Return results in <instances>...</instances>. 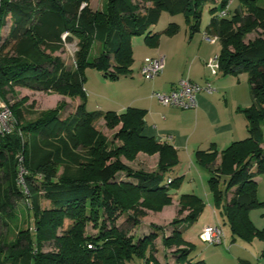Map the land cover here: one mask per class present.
<instances>
[{"label": "trees", "instance_id": "1", "mask_svg": "<svg viewBox=\"0 0 264 264\" xmlns=\"http://www.w3.org/2000/svg\"><path fill=\"white\" fill-rule=\"evenodd\" d=\"M134 1L109 0L105 10L96 13L88 8L91 0L2 1L0 98L10 103L16 89L29 88L81 97L83 102L67 118L58 111L35 112L18 102L11 106L12 131L0 133V221L3 215L9 216L15 200L26 199L37 229L10 244L0 237V264H129L136 258L150 264L149 250L158 235L134 240L120 230L117 221L131 209L138 210L143 195L144 199L152 198L147 204L151 210L171 203L182 179L170 178L169 182L165 174L178 165L177 154L171 147L143 136L142 110L129 108L120 115L88 112L85 70L96 68L113 81L128 77L133 38L155 41L160 34L152 30L163 13L183 15L191 30L199 31L207 5L211 6L212 18L206 34L221 44V70L224 75L248 76L253 105L244 110L248 122L245 140L225 150L219 164L216 153L199 151L196 159L211 172L209 187L233 237L249 242L264 235L250 219V212L264 205L258 199L256 181L264 174V38L247 41V34L258 21L257 0H240L235 7L230 5L233 0H221L219 5L216 0H142L151 3L142 7L143 13L139 2ZM6 27L8 34L4 36ZM74 39H79L80 49L76 67L72 68L54 56ZM89 43L102 47L99 56L89 54ZM101 116L122 124L118 137L125 144L121 149L108 151L105 139L93 131L92 124ZM117 151L129 159L140 151L159 153L160 170L133 172L122 165ZM21 169L25 171L27 191L19 184ZM121 172L127 174V181L117 182ZM222 182L227 187L221 205ZM43 200L50 203V209L42 207ZM179 202L183 211H190L187 222L181 227L182 223L177 225L176 221L171 236L163 237V245L166 249L184 245L178 254L182 264H206L194 259L195 247L185 239L186 232L201 218L205 204L194 194L183 195ZM65 217L75 225L56 240ZM128 219L138 224L135 217L128 215ZM99 221H104L100 230L105 232L94 239L85 237V227ZM52 240L57 242L58 254H33L41 244Z\"/></svg>", "mask_w": 264, "mask_h": 264}, {"label": "crops", "instance_id": "2", "mask_svg": "<svg viewBox=\"0 0 264 264\" xmlns=\"http://www.w3.org/2000/svg\"><path fill=\"white\" fill-rule=\"evenodd\" d=\"M235 2L232 1V7H235ZM164 14L152 30L160 34L155 41L147 42L143 37L132 39L131 74L112 82V87L116 88L112 96L114 99H110L114 109L108 112L120 115L129 108L144 111L143 136L171 147L178 161L172 170H178V176L187 178L191 173L185 171L186 175H181L184 170L194 167L198 172L197 152L216 153V164H219L225 150L233 143L247 138L248 122L244 110L253 105V98L246 74H223L219 60L216 59L220 56L221 44L218 39L206 34L207 27L204 29L201 25L199 31H192L183 15H170L167 24L161 25ZM178 16H183V20H178ZM207 36L210 40L206 39ZM161 57L165 60L163 72L154 80H145L141 75L145 59ZM183 79L201 85L211 82L217 92L200 95L197 107L192 110L166 107L152 97L156 92H171ZM87 97L90 98L88 93ZM98 108L102 111L103 107L99 105ZM153 158L156 163L160 162L159 153ZM207 171L211 177V172ZM170 178L175 179L171 176L167 179ZM256 181L258 183V178ZM191 183H195V180ZM216 224L220 223L203 225L198 235L205 226ZM228 241L225 235V245L228 252H231L229 258L232 264H263L264 235L249 242L233 236Z\"/></svg>", "mask_w": 264, "mask_h": 264}, {"label": "rangeland", "instance_id": "3", "mask_svg": "<svg viewBox=\"0 0 264 264\" xmlns=\"http://www.w3.org/2000/svg\"><path fill=\"white\" fill-rule=\"evenodd\" d=\"M109 0H91L88 8L96 13L98 11L102 12L105 10ZM139 2L141 5V13L144 12L143 6H150L151 3L148 2L145 4L142 0H136L134 3ZM221 0H216V4L219 5ZM241 4L240 0H236L235 5ZM234 5V6H235ZM87 6L84 4L83 7ZM258 6V21L255 27L247 34V41H255L256 39L264 38V0H257ZM211 6L207 5L204 7L201 25L202 28H206L212 18L210 14ZM170 15L165 13L161 20V25H165L168 22ZM178 20H183V16L176 17ZM160 25V26H161ZM159 27V26H158ZM4 36L8 34V27L3 30ZM79 39H74L71 42H66L63 49L55 54L54 57H60L64 63L72 68L76 67V55L79 52ZM101 46L97 43H89V54L92 57H97L101 53ZM86 81L84 83V88L86 94L88 93L90 98L86 99V109L90 113L98 112L100 109L98 106L103 107L100 112L106 113L112 111L113 103L110 99H114L112 96L116 93V88L112 87L113 80L106 78L103 73H101L96 68H87L85 70ZM88 78V79H87ZM90 80V82H89ZM111 84H110V83ZM90 84L92 86H90ZM90 86V87H89ZM93 88V90L91 89ZM16 96L9 103L6 101L9 109L15 103H22L24 106H29L31 110L35 112H53L58 111L63 118H67L76 113L78 107L82 104L83 99L81 97H71L62 93L48 94L41 91H35L29 88L25 89H16ZM109 99V100H108ZM89 101V102H88ZM112 104V105H111ZM122 124H115L113 122H108L104 119L103 116L96 122L92 124L93 131L97 135L102 136L106 141V148L108 151H116L121 149L125 142L118 137L119 131L121 130ZM264 133V126L262 127ZM120 162L125 167L130 168L133 172H147L155 173L160 170L159 162H155L153 156L155 154H149L144 151L135 153L132 159L127 158L124 154L117 151ZM141 155V156H140ZM140 156V157H139ZM113 162V161H112ZM113 164V163H112ZM191 166V165H190ZM198 172L195 168L190 170H184L181 175H186L185 171L190 172V176L187 178H181L177 175L178 170H171L166 175V178L173 177L175 179L181 178L180 186L174 192V200L169 204H163L159 210H151L147 208V204L152 199L150 196L144 199V195L139 200L137 206L138 210H130L128 213L123 214L117 221V224L120 230L126 232L127 237H133L134 240L138 238L148 237L150 234H157L158 237H155L151 244V249L149 250V256L151 257L150 264L152 261H156L157 264H182L178 261V254L180 249L184 248L183 246H171L170 249H166L163 245V237H170L172 226L177 221V225L182 223L181 227L184 226L187 222V217L189 216L190 211H183L180 206L181 197L185 194H194L199 199H201L204 204V211L199 219L189 231L186 232L185 239L194 245V259L196 261L204 260L206 264H232L230 262L228 249L225 244L223 245H208L201 241L199 237V231L201 227L205 224H215L220 223L223 226L226 238L230 242L233 234L230 226L227 221H225L218 211L215 197L211 192L209 187L210 173L206 168L197 166ZM62 170L58 169V174H61ZM3 175H0V177ZM195 180V183L193 182ZM258 185H257V196L258 199L264 203V174L258 176ZM127 181V174L121 172L117 174V182ZM226 184L221 183L220 189L223 192V200L221 205L224 202ZM143 203L144 206H140ZM156 203V202H155ZM207 205V206H206ZM209 205H211L209 207ZM213 206L215 209H213ZM42 207L44 209H50V203L46 200L42 201ZM128 215L135 217V220L138 224H134L132 221H129ZM0 221V237L4 239L6 243L10 244L17 240L22 234L29 232H35L37 227L35 223V217L33 215L32 207L30 206V201L26 199L15 200L13 209L9 216H2ZM250 219L254 223L255 227L263 231L264 230V205L257 209H254L250 212ZM102 222L97 223L91 222L84 229V236L90 238H97L100 234L104 233L105 230H100ZM75 225V221L69 217H65L63 224L60 228L57 229V239H61ZM109 230L112 229L109 225ZM56 240L48 241L39 246V248L33 252L34 255L39 254H58L59 250L57 248ZM129 264H144L143 261L135 259ZM235 264H237L235 262Z\"/></svg>", "mask_w": 264, "mask_h": 264}, {"label": "built area", "instance_id": "4", "mask_svg": "<svg viewBox=\"0 0 264 264\" xmlns=\"http://www.w3.org/2000/svg\"><path fill=\"white\" fill-rule=\"evenodd\" d=\"M3 0H0V8ZM232 1H230L231 5ZM225 13H223V16ZM67 35H65L66 37ZM207 40H210L208 36ZM219 60V57L216 58ZM165 68V60L161 58L145 59L141 68V75L145 80L151 81L158 77ZM217 92V88L211 82L203 85L194 83L188 79L181 80L169 93H154L155 98L161 105L177 108L181 110H192L197 107V99L202 94L212 95ZM13 115L7 103L0 98V133L10 134L13 127ZM25 171L21 169L19 174V184L27 191L24 182ZM169 182L171 180L169 179ZM201 241L208 245L225 244V232L221 224L205 226L200 235ZM264 264V251L262 253Z\"/></svg>", "mask_w": 264, "mask_h": 264}]
</instances>
